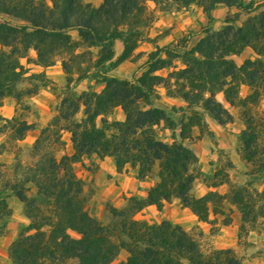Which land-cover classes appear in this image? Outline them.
Wrapping results in <instances>:
<instances>
[{"label":"trees","instance_id":"16d2710c","mask_svg":"<svg viewBox=\"0 0 264 264\" xmlns=\"http://www.w3.org/2000/svg\"><path fill=\"white\" fill-rule=\"evenodd\" d=\"M49 1L51 7L39 0H0V17L17 21L12 24L1 18L0 46L11 51L0 50V98L5 95L7 85L21 79L16 72L20 66L14 56L32 48L39 60H47L52 54L58 55L72 48L69 36L72 31L79 33L86 48L99 50L96 65L100 68L98 76L104 89L98 95L84 93L76 99L65 98L60 104L54 121L68 124L66 130L71 135L73 154L57 160L44 152V135L49 132L45 128L33 146L37 156L35 164L27 169L23 180L9 185L29 221L8 247L11 263L242 264L230 249L205 254L193 236L168 221L148 224L133 216L146 205L160 208L163 202L177 199L199 221L206 222L212 200L225 198L212 192L194 197L191 194L192 173L186 181L176 182L180 175L188 174L196 167V156L181 142L167 144L154 137L153 126L173 122L164 110L154 106V88L163 79L152 74L167 68L173 59H180L185 65L176 73L184 82L181 99L188 105L202 108V112L189 108V116L177 123L179 139H189L194 128L207 132L204 115L219 126L232 121V116L215 99L216 94H221L230 107H241L246 126L240 135L243 154L248 163L264 171V149L260 143L264 117L252 116L249 107L257 106L264 95V12L248 17L240 26L227 18L220 30L212 31L214 10L225 7L249 15L254 12L253 3L171 0L182 7L194 4L202 9L207 20V25L200 30L203 37L190 49L187 45L192 34L175 45L156 48L142 65L145 73L133 83L113 77L110 72L126 61L135 48L134 28L138 24L137 15L143 10L141 0H102L98 7L82 4L80 0ZM116 43L122 46L118 56L114 50ZM246 48H250L256 58L236 65L231 57L240 55ZM63 67L66 70L65 64ZM241 85L250 90L243 100L238 96ZM139 102L146 109L140 110ZM80 105L84 108V118L76 122L74 116ZM115 106L121 107L124 122L106 124L100 119V126H96V119ZM108 129L113 131L110 135L106 134ZM30 130H33L32 125L18 123L16 139L22 140ZM90 154L99 158L111 157L117 172L130 164L137 168L138 180L158 166V182L144 199L132 197L120 210L109 209L110 225H104L87 212L81 198L82 183L73 173L72 165L83 155ZM26 183L35 188L31 197L26 195ZM230 201L245 221L254 211L264 210V190L256 192L243 185L235 186L231 189ZM259 203L263 205L258 206ZM43 206L50 207V215L44 213ZM44 228L49 232L46 233ZM68 231L78 238L71 237ZM121 252L126 253V259L117 261Z\"/></svg>","mask_w":264,"mask_h":264},{"label":"rangeland","instance_id":"374dc122","mask_svg":"<svg viewBox=\"0 0 264 264\" xmlns=\"http://www.w3.org/2000/svg\"><path fill=\"white\" fill-rule=\"evenodd\" d=\"M39 1L51 7L49 0ZM80 2L98 7L102 0ZM243 2L253 3L254 12L247 15L235 9L219 7L212 12L214 21L210 25L211 30H220L227 18L235 20L236 25L240 26L248 17L264 12V0ZM141 4L143 10L137 15L138 24L134 28L135 48L126 61L110 72L113 77L133 83L145 73L146 69L142 65L156 48L175 45L191 34L187 48H194L203 37L200 30L207 25L202 9L194 4L182 7L173 4L171 0H157L156 3L141 0ZM1 18L12 24L17 23L4 16L0 17V23ZM69 36L72 48L58 55L52 54L47 60H39L32 48L14 56L20 66L16 72L21 79L13 85H7L5 95L0 98V264H12L7 254L8 247L29 224L23 215L22 204L9 190V185L23 180L27 169L35 164V141L40 137L41 131L48 128L49 132L44 135L43 151L57 160L61 156L72 155L71 135L66 130L68 124L54 121L60 104L65 98L76 99L84 93L98 95L104 89V83L98 76L100 68L96 65L99 50L86 48L77 31L69 32ZM0 50L6 53L11 51L10 48L2 46ZM114 50L118 56L122 50L121 44L116 43ZM254 58L256 55L250 48L231 57L236 65ZM168 63L170 65L167 68L152 74L163 79L154 88L156 96L153 101L154 106L164 110L173 123L161 122L153 126L154 137L167 144L181 142L196 156L194 171L180 175L176 182L186 181L187 176L192 173L194 181L191 194L194 197H203L212 192L225 198L212 200L206 222L199 221L177 199L163 202L160 208L146 205L133 218L148 224L168 221L177 225L199 242L205 254L213 250L230 249L242 264H264V210L257 213L254 211L250 215L252 218L243 221L241 214L230 201V192L235 186L243 185L256 192L264 190V171L247 162L240 143V135L246 129L242 109L240 106L230 107L221 94H216V101L228 111L232 121L219 126L204 115L208 125L207 132L194 128L191 137L181 141L177 135V123L189 116V108L197 112H202V108L199 105H188L180 97L184 82L176 73L185 68L184 62L173 59ZM63 64L66 65V70ZM249 94L248 87H239L238 96L241 100ZM137 107L140 110L146 109L141 102ZM249 107L252 116L264 117V95L257 106ZM83 118L84 108L80 105L74 121L79 122ZM100 119L106 124L122 123L125 115L120 106H115L96 119V126H100ZM20 122L32 125L33 130L26 132L22 140H17L15 130ZM108 130L106 134L110 135L113 131ZM260 143L264 149V133L260 136ZM72 169L75 177L82 183L81 198L85 209L104 225L111 224L109 209L120 210L132 197L144 199L148 190L158 182L157 165L144 179L138 180L137 168L125 164L117 172L111 157L99 158L95 154L83 155L79 162L72 165ZM24 186L28 190L26 195L31 197L35 193L34 186L30 183ZM262 205L263 203L258 204ZM43 210L46 215L51 214L50 207L43 206ZM43 230L49 232L48 228ZM68 234L78 238L74 232L68 231ZM126 256L125 252H121L117 261L126 259Z\"/></svg>","mask_w":264,"mask_h":264},{"label":"crops","instance_id":"0c3cea01","mask_svg":"<svg viewBox=\"0 0 264 264\" xmlns=\"http://www.w3.org/2000/svg\"><path fill=\"white\" fill-rule=\"evenodd\" d=\"M218 10V9H217ZM217 10H215V11H217ZM214 16V15H213ZM214 21V20H213Z\"/></svg>","mask_w":264,"mask_h":264}]
</instances>
